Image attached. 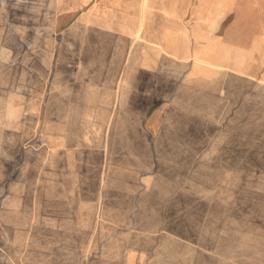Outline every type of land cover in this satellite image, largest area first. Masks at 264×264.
Returning <instances> with one entry per match:
<instances>
[{
    "label": "crops",
    "instance_id": "0c3cea01",
    "mask_svg": "<svg viewBox=\"0 0 264 264\" xmlns=\"http://www.w3.org/2000/svg\"><path fill=\"white\" fill-rule=\"evenodd\" d=\"M214 96L231 105L239 135L264 133V0H0V119L37 120L36 135L45 137L46 246L116 247L115 238L72 243L69 234L116 230L118 215L128 222L156 212L151 197L165 190L153 166L213 165V148L200 163L194 152L156 160L150 152L178 149L164 113L183 102L193 151L212 142ZM5 126L0 177L7 149H22L16 134L7 146ZM241 147L223 164L250 165ZM80 149L100 152L74 157ZM10 216L16 224V212ZM139 256L132 250L127 263Z\"/></svg>",
    "mask_w": 264,
    "mask_h": 264
},
{
    "label": "rangeland",
    "instance_id": "374dc122",
    "mask_svg": "<svg viewBox=\"0 0 264 264\" xmlns=\"http://www.w3.org/2000/svg\"><path fill=\"white\" fill-rule=\"evenodd\" d=\"M180 93L184 98L185 92ZM214 99V112L208 119L214 127L212 142H199L193 151L191 111L189 103L183 102L181 108L176 105L179 110L174 111L172 105L164 113L167 132L176 130L166 136L178 141L174 144L178 149L150 152L154 160L159 153L193 159L194 152L198 159L195 162L200 163L213 148L209 153L213 165L153 166L150 171L162 174L161 187L165 190L151 197L156 212L134 214L128 222L124 215H118L117 224L112 225L116 230L69 234L72 243L83 242L84 238H115L117 246L112 248L45 245L46 231L40 229L45 202V137L36 135L37 120L26 125L27 120L0 119V123L7 125V146L15 141L14 134L22 145V149H7L6 169H1L5 177H0V264H104L105 259L112 260L111 264H128L127 254L132 250L140 254L134 264H264V133L239 135L231 105L220 101L218 96ZM240 139L246 142L242 147ZM240 147L246 148L251 164H223L233 162ZM98 152L80 149L74 152V157L97 158ZM224 154L228 156L221 157ZM123 155L124 152L105 151V158ZM145 177L144 187L148 190L150 175L146 173ZM14 212L16 224H10V213ZM32 215L34 230H31ZM133 243H138V247H132Z\"/></svg>",
    "mask_w": 264,
    "mask_h": 264
}]
</instances>
